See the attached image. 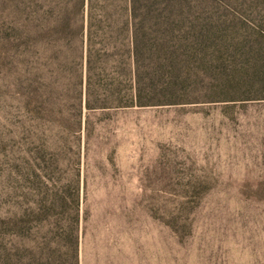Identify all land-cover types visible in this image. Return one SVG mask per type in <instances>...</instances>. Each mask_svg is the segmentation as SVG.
<instances>
[{"label": "rangeland", "instance_id": "rangeland-1", "mask_svg": "<svg viewBox=\"0 0 264 264\" xmlns=\"http://www.w3.org/2000/svg\"><path fill=\"white\" fill-rule=\"evenodd\" d=\"M133 3L143 103L88 106L78 43L0 0V264H264V0Z\"/></svg>", "mask_w": 264, "mask_h": 264}, {"label": "trees", "instance_id": "trees-1", "mask_svg": "<svg viewBox=\"0 0 264 264\" xmlns=\"http://www.w3.org/2000/svg\"><path fill=\"white\" fill-rule=\"evenodd\" d=\"M118 1L33 0L34 20L40 25L45 23V28L34 32L37 36L78 43V86L81 91L84 86L88 106H91L93 86L107 87L115 96L125 92L127 102L143 103L135 79L141 53L137 21L141 16L158 20L161 13L149 8L139 14L134 0H125V5H118ZM156 34L155 24L143 32L144 38L150 37L145 47L150 58L157 52Z\"/></svg>", "mask_w": 264, "mask_h": 264}]
</instances>
